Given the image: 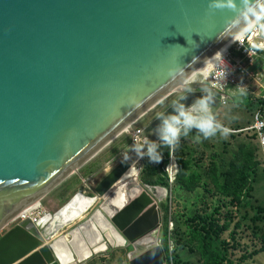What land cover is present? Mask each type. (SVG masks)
<instances>
[{
    "label": "water",
    "instance_id": "water-1",
    "mask_svg": "<svg viewBox=\"0 0 264 264\" xmlns=\"http://www.w3.org/2000/svg\"><path fill=\"white\" fill-rule=\"evenodd\" d=\"M208 3L0 0V231L169 96L184 79L169 69L190 74L235 36L225 30L232 13L211 12ZM202 86L181 90V102L190 106ZM172 104L162 113H172ZM159 123L157 116L140 136L156 140ZM134 163L119 162L107 173L93 197L107 209L100 205L67 233L79 263L99 252L91 246L78 260L71 234L91 245L93 232L82 226L98 212L124 239L115 246L130 248L129 264H164L155 189L136 177L120 181ZM121 187L130 196L116 210L112 197ZM53 244L43 226L25 219L0 238V264H62Z\"/></svg>",
    "mask_w": 264,
    "mask_h": 264
},
{
    "label": "rangeland",
    "instance_id": "rangeland-1",
    "mask_svg": "<svg viewBox=\"0 0 264 264\" xmlns=\"http://www.w3.org/2000/svg\"><path fill=\"white\" fill-rule=\"evenodd\" d=\"M230 93L236 97L233 90ZM181 94L172 92L151 108L45 197L42 209L53 213L77 192L95 197L97 184L125 156L133 154L129 152L135 140L133 134L164 112ZM225 107L216 115L232 129L226 139L217 135L207 140L201 137L197 142L198 133L193 130L187 137H181L174 151L168 147L160 149L164 154L162 163H149L147 157L135 159L139 164L136 181L164 191L163 196L154 195L161 218L159 246L164 264H264V213L257 212L258 208L264 209V161L252 139L237 132L250 126L252 111L247 110L249 104L238 105L234 101ZM145 137L150 139L151 134L140 136L138 141L143 143ZM98 203L97 198L80 221L61 228L55 238L69 239V230L86 221ZM21 221L9 223L0 231V238ZM94 234L91 233L92 237ZM104 243L108 246L103 252L74 264H129V249L109 245L106 238Z\"/></svg>",
    "mask_w": 264,
    "mask_h": 264
},
{
    "label": "clouds",
    "instance_id": "clouds-1",
    "mask_svg": "<svg viewBox=\"0 0 264 264\" xmlns=\"http://www.w3.org/2000/svg\"><path fill=\"white\" fill-rule=\"evenodd\" d=\"M208 8L211 12L227 10L232 13L225 20V30L234 35L264 34V0H209ZM252 48L264 50V43H253ZM197 59L194 58L193 63ZM209 68L216 69L217 75L212 76L208 71ZM177 73L184 78L183 83L186 86V93L193 91L190 87L191 84L199 82L203 85L200 89L203 95L197 98L190 106H186L185 103L181 102V100L187 99L185 94L173 102L171 106L173 109L172 113L160 114L158 116L160 123L152 132V134L156 135V140H150L148 137L144 138L143 143L133 140L134 143L129 146V152L134 153L137 160L147 157L149 163H162L164 154L160 149L168 147L171 151H174L178 147L181 137H187L193 130L198 133L195 137L197 142L201 137L207 140L217 135L226 139L232 132V129L218 120L217 112H214L213 107L217 95L213 91L217 87L216 81H224L229 73L228 65L223 58V50L217 51L210 58H206L204 67L193 70L190 74L187 73L186 75L183 68L169 69L168 74L175 79ZM196 75H202L204 81L212 77L213 83L211 86H206L195 78ZM235 88L236 92L234 94L238 98L247 95L248 88L242 83ZM131 158V156H125L121 163L127 162Z\"/></svg>",
    "mask_w": 264,
    "mask_h": 264
},
{
    "label": "bare ground",
    "instance_id": "bare-ground-1",
    "mask_svg": "<svg viewBox=\"0 0 264 264\" xmlns=\"http://www.w3.org/2000/svg\"><path fill=\"white\" fill-rule=\"evenodd\" d=\"M226 44L227 43H225L217 51L223 50L226 47ZM214 54L211 55L210 57L214 56ZM203 67H204V63H202V65L199 66L197 69ZM185 89H186L185 84L183 82H179L173 88L172 92H180L181 90H183V92H186ZM133 137L135 138V140L138 141V138L140 137V131L137 132L136 134H133ZM131 157L132 160L136 159V157L133 154ZM170 168H173L172 164ZM138 170H139V164L137 162L132 164L131 168L122 176L120 181L134 179L137 176ZM158 190L159 188L155 189L153 193H156V195L163 196L162 192H158ZM135 193H137V191ZM128 196H130V194L127 195V192L123 187H121L119 191L115 192V195L112 197L115 206L114 209L116 210L120 209L125 204L127 198H129ZM96 200L92 197L89 198L83 195L81 192H77L75 195L71 196L70 199L64 203V205H62L53 213H49L46 210L42 209V203H41L42 201H41L40 203L34 204L33 207L21 213L17 219L23 221V219L26 217L31 218L35 222L36 226L37 225L40 227L43 226V229L46 230V233L49 236L50 240L54 242L53 249L60 262L62 264H74L76 258L72 252V248L75 249L73 245V240H71V244H70L69 243L70 239H68L67 236H62V237L58 236L59 238L58 237L55 238V235L61 230V228H64L66 227V225H69L70 223H74L75 221L83 218L85 213H87L95 205ZM99 206L104 210L107 209L106 202L102 204V201H100L98 203V207ZM97 209L95 211H97ZM107 213L109 215H112L113 211L108 210ZM82 228L95 232V234L90 239L91 245H88V247L85 246V241L75 232L71 234L73 236V239L76 241L78 245V247L75 250L76 253H78V260L85 259L89 256V248L91 246H94V249L92 250V252L94 253L103 252L107 248L108 245L107 243H104V240H102V238L104 237L101 235V233L106 235L107 240L111 245L125 244L124 239L118 233H116L111 229V227L108 224V221L98 212H96L94 217L90 219L87 224H84Z\"/></svg>",
    "mask_w": 264,
    "mask_h": 264
},
{
    "label": "built area",
    "instance_id": "built-area-1",
    "mask_svg": "<svg viewBox=\"0 0 264 264\" xmlns=\"http://www.w3.org/2000/svg\"><path fill=\"white\" fill-rule=\"evenodd\" d=\"M253 43H264V34L254 33L245 36L235 35L227 42L226 47L223 49V58L228 65L229 73L224 81H216L217 87L213 89V91L217 93V106L214 107V112L224 109L229 102L233 101L238 105L239 103H242V105H250V108H247V110L252 111L251 124L247 128H241L237 132L244 133L252 139V142L262 155L261 160L263 162L264 50L253 49ZM208 71L212 74V76L217 75V70L214 68H210ZM195 78L207 86H211L213 83L212 77H210L207 81H204L202 75H197ZM241 83L247 86L248 92L246 96L238 98L237 96L235 97L231 94L230 91L233 90L236 92L235 87ZM231 96H234L235 98L229 100Z\"/></svg>",
    "mask_w": 264,
    "mask_h": 264
},
{
    "label": "crops",
    "instance_id": "crops-1",
    "mask_svg": "<svg viewBox=\"0 0 264 264\" xmlns=\"http://www.w3.org/2000/svg\"><path fill=\"white\" fill-rule=\"evenodd\" d=\"M231 104H232V103H231ZM232 105H233V104H232ZM233 107H234V105H233ZM234 108H235V107H234ZM234 108H233V109H234ZM221 110H223V109H221ZM234 111H235V114H236V115H238V116L240 115V113H239L237 110L234 109ZM231 113H232V112H231ZM229 115H230V114H229ZM158 192H162V194L164 195V191H163V190H160V189H159Z\"/></svg>",
    "mask_w": 264,
    "mask_h": 264
},
{
    "label": "trees",
    "instance_id": "trees-1",
    "mask_svg": "<svg viewBox=\"0 0 264 264\" xmlns=\"http://www.w3.org/2000/svg\"><path fill=\"white\" fill-rule=\"evenodd\" d=\"M160 190H162V189H160ZM257 212H258V213H264V209H263V208H258V209H257ZM129 250H130V248H129Z\"/></svg>",
    "mask_w": 264,
    "mask_h": 264
},
{
    "label": "flooded vegetation",
    "instance_id": "flooded-vegetation-1",
    "mask_svg": "<svg viewBox=\"0 0 264 264\" xmlns=\"http://www.w3.org/2000/svg\"><path fill=\"white\" fill-rule=\"evenodd\" d=\"M181 94V93H180ZM181 96V95H180ZM180 96L176 99V101L180 98ZM129 252V251H128Z\"/></svg>",
    "mask_w": 264,
    "mask_h": 264
}]
</instances>
